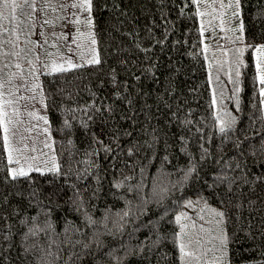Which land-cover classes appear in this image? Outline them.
<instances>
[{"label": "trees", "instance_id": "obj_1", "mask_svg": "<svg viewBox=\"0 0 264 264\" xmlns=\"http://www.w3.org/2000/svg\"><path fill=\"white\" fill-rule=\"evenodd\" d=\"M198 10L190 0H93L91 15L101 63L40 76L58 163L67 175L33 171L12 180L0 128V264H183L175 216L181 211L187 216L200 212L207 215V223L213 219L207 208L227 213L231 264L264 261V104L253 50L248 48L243 56L246 67L240 69L239 93H233L229 79L230 72L235 77L228 63L231 57L223 63L225 73L217 77L227 88L221 98L210 78L220 64L209 51V26L203 24L201 32ZM238 20L244 24V45L264 43V0H241ZM7 58L0 55V66ZM235 95L240 111L229 98ZM217 110L221 116L230 112L237 117L231 139L222 140L214 127ZM65 121L71 128H65ZM153 137L156 143L150 149L145 142L151 143ZM201 144L209 150L204 160ZM105 148L112 151L106 153ZM165 155L167 162L162 159ZM190 157L198 164V174L184 180ZM143 166V195L149 203L141 213L135 191L127 189L141 181ZM222 175L235 178L231 191L218 181ZM157 178L169 187L182 181L162 204L151 199ZM117 181H123L124 187L116 188ZM34 189L42 202L39 206L30 198ZM75 190L85 202L81 211L71 203ZM187 201H193L194 207H185ZM129 208L123 231L110 220L111 233L102 224L85 226V211L103 221ZM49 209L52 231L25 239L30 228L43 224V212ZM96 228L102 233L103 247L92 242ZM66 229H79L69 233L73 240L92 247L62 243ZM37 243L39 248H34Z\"/></svg>", "mask_w": 264, "mask_h": 264}, {"label": "snow or ice", "instance_id": "obj_2", "mask_svg": "<svg viewBox=\"0 0 264 264\" xmlns=\"http://www.w3.org/2000/svg\"><path fill=\"white\" fill-rule=\"evenodd\" d=\"M193 5L200 6L204 0H190ZM52 0H43V3L40 7L37 6L36 0H0V22L2 21H13L15 20L16 28L14 29H4L5 32L9 33V38L4 40L3 43L10 46V51L0 53V55L6 57L16 58L15 60H10L9 63L4 64L2 68H0V128L3 130V142L4 147L7 150V162L9 165L15 164L18 167L9 168V176L12 180H17L20 177H28L31 172L35 171L40 173L41 175L47 173H51L53 176H61L67 175V172H62L61 165L57 162L55 155L51 156L50 159L42 160L43 167L40 164H33L29 161H36L39 160L40 157L33 154L31 156H24V163L27 164V169L25 168L24 164L21 163V156L27 151H29V144L26 141H32L33 146L31 147V152L36 153L37 149L35 145V139L39 135H44L45 140L43 141V148H47L54 152L52 148V144L54 141L49 142L51 137V132L48 126H45L38 130L37 124H31V121H23L20 119V108L16 107L23 101L25 104H33L40 103L42 108H47V97L43 95L44 89L43 84L40 82L41 75L52 76L54 74H63L67 73L71 70L82 68L86 64L87 65H98L101 63L99 59L98 53H96L95 48L91 49L93 55L90 59L85 60L83 53H76L73 51L72 47L67 43L69 41V34L61 33L60 36L57 37L58 40L63 39L66 42L65 47L67 49V53L65 54L60 50L56 43L50 45L57 49L56 52H48L44 45H48L49 41L47 38L46 33L42 30L39 35L43 43L40 40H29L27 39L28 35H35V29L37 27L36 20L42 19L43 22L39 25L41 29L44 28L45 25H53L54 21L41 17H37V12H42L46 15L47 11L51 9ZM213 3L216 4L217 0H213ZM27 7L29 11L25 12L24 9ZM218 7L220 9H231L232 10V17L236 19H240V9H241V0H228L225 3V0H218ZM60 8L62 9H76L77 12L81 11L85 13L84 19L81 20L77 16V12H71L72 19H69L67 16L59 17V19L65 21V27L68 25H74L76 30V37L71 40V44L76 45V49L83 48V44L79 41L84 36V32L81 31V27H85L89 29L88 37L90 40L91 45H96L97 41L95 39L94 34L92 33L91 29L93 28V18H92V11H93V0H72L70 5L61 4ZM17 9L27 17L28 24H27V32L25 33V40L24 44H31L33 45L32 48H19L17 50V42L20 40L19 35H15L12 38L13 34L20 28V25L24 22L18 20L16 16ZM5 10H8V15H5ZM55 11V9H51ZM215 11V9H214ZM201 17L205 15H211V13L200 12L198 13ZM226 12H216V15L213 19L218 20V24L216 25L222 31H224V25L226 23L224 16ZM213 26L212 20H209V27ZM2 27V24H0ZM228 31H232L233 33L239 32L240 35H236L235 38L232 40V43H239L244 45V37L242 35L244 30L243 21L240 20V23L237 28L227 29ZM204 26L201 25V32L203 33ZM3 36V32H0V37ZM43 48L44 49V56L46 59L43 62H40V68L38 69L36 66V62L40 61V54L35 53V48ZM251 48L256 56H255V69L257 72V79L260 85L258 91L259 95L262 98L260 100L261 104H264V44L260 45H244L242 47H237L234 49H225L223 54L225 56L231 52V59L229 60L230 68L234 69L235 72V79H232L231 72L229 73V79L231 80L232 84L234 85L232 91L233 93H239L241 91L239 84L240 80L239 77L241 75L240 69L242 67H246L243 56L245 51ZM32 55L34 59H29L28 57ZM78 55V59H74L75 56ZM25 61L28 64V68L26 69L22 63L19 61ZM14 67L17 71L16 72H8L5 73L4 69L9 67ZM211 68V65H209ZM220 68H223V65H220ZM27 72L28 75L34 78V82L29 83L28 80L25 78V73ZM5 76L7 78H5ZM16 80H19L20 83H15ZM219 80V77H217ZM8 88L9 95H11L12 99H4L5 96V88ZM15 89V91H12ZM39 90V92L37 91ZM19 94V95H17ZM221 98H223V90H221ZM39 96V98H38ZM235 101V108L237 111H240V100L238 95L229 97ZM213 104H216L215 96L212 101ZM6 107H11V115L6 110ZM27 115L35 121H43L44 125H49V121L47 116L39 115L37 111H27ZM15 117L16 119H13ZM215 121L217 124L214 127H218V132L222 137V140L231 139L232 136L230 134H235L236 132V125L238 123L237 117L230 112H224L223 116L220 115L219 110H217L215 117ZM21 124H31V127L25 126L22 130H20ZM65 128H71V125L65 121ZM37 132V137H33L32 133ZM130 135V134H129ZM70 143V142H69ZM156 143V138L153 137V141L151 143L145 142V146L148 148H154ZM240 141L237 138L236 146L239 147ZM201 147V160H204L209 155V150L204 148L203 144L200 145ZM137 151H139L138 146L133 145ZM133 148L128 150V155H133ZM112 151L111 148H105V152ZM41 155L47 157V153L40 149ZM163 162L168 161V156L165 155L163 158ZM191 162V157L189 158ZM50 164V166H49ZM239 165H237L238 167ZM146 166L140 168V172L142 175V179L139 183L135 184L134 186L130 185L127 189L129 192L135 191L137 198L139 199V204L136 205L137 211L143 212V208L145 205L149 203L148 200L144 198L143 189L145 187L143 181V174L145 173ZM70 171V169H68ZM198 174V164L195 162L190 163V167L184 172V180L189 179L193 174ZM79 178V177H78ZM126 180L132 179L130 176L125 177ZM218 181L222 184L228 185V190L231 191V185L235 182V178H230L226 175L218 176ZM257 179H261L257 177ZM171 183V182H169ZM177 183H182V181H178L176 183H171V187H169L168 183H164L159 178L153 181L151 186V199L156 204H162L164 199L169 195L172 189L176 188ZM116 188L124 187L123 181H117L115 184ZM75 189V186L73 185ZM95 195V193H93ZM30 198H34L37 200V205L39 206L42 202L38 198V193L34 189L30 192ZM72 205L74 206L76 211H81L84 207V200L82 199V193L79 190H75L74 198L71 201ZM197 204L200 201L196 202ZM205 206L207 207V202L204 201ZM222 204H225V201H221ZM227 203H231L229 199ZM128 204L131 205L132 201H128ZM185 207H194L193 201H187L184 205ZM204 209H201L203 211ZM207 210L211 213L213 219L208 220L207 223L209 225H214V227H205L204 224H200L199 228L197 229V225L195 221L192 220V217L187 216V214L181 211L178 215L175 216V222L180 225V230L178 233H175V239L178 241V251H179V259L183 262V264H231L230 256H229V243L230 237L226 230V223H227V213L224 210H219L216 208H207ZM50 209L48 211H44L43 214L45 215L46 219L43 224L39 227H33L29 229L28 234H26L25 239L28 236H36L38 233L43 232L46 236L49 232L52 231L51 223L47 219L49 215ZM131 212V208L123 212H117L113 216H105L103 221H97L92 218V216L88 212H84V217L86 224L85 226L90 225H100L102 224L103 228L111 233V229L109 228V220L111 221L112 225L119 231H123L125 225L129 223L126 220V217H129ZM35 219V218H33ZM188 220L192 221L191 225L183 223L182 221ZM199 220L204 221L205 217L203 215L199 216ZM189 227L195 230V234L192 235L189 232ZM71 231H79V229H66L65 231V239L62 243L68 244L71 247H75L77 244H80L82 248L88 249L92 247V243L89 242H81L79 240H73L72 236L69 234ZM216 232V235H213V232ZM203 234V235H202ZM102 233L100 232L99 228L92 233V242L96 243L98 247H103V242L100 240ZM214 241H218V246L214 243ZM159 243V238L156 241H153V246ZM34 248H39L38 243L33 244ZM209 254L211 257L209 258ZM261 255H264V252H261ZM42 264H48L47 261H42ZM264 264V261L261 262Z\"/></svg>", "mask_w": 264, "mask_h": 264}, {"label": "rangeland", "instance_id": "obj_3", "mask_svg": "<svg viewBox=\"0 0 264 264\" xmlns=\"http://www.w3.org/2000/svg\"><path fill=\"white\" fill-rule=\"evenodd\" d=\"M36 2H37V6L40 7L43 3V0H36ZM71 2H72V0H52L51 9H55V11L49 9L47 11L46 15L43 14L42 12H37L36 13L37 17L43 16V18L54 21V24L51 26L45 25L44 28L41 29L39 27V25L43 22V20L37 19L36 20L37 27L35 29L36 34L35 35H28L27 39H29V40H40L41 43H43V41L41 40V37L39 35V33L43 30L46 33L48 41H49L48 45H44V48H46L48 52L54 53L57 51L56 48L50 46L53 43H56L62 52H64L65 54H68L67 49L65 47L66 42L63 41V39L58 40L57 37L60 36L61 33H65V34L70 33L69 41L67 43L72 47L74 52L83 53L84 59L87 60V59H90L91 56L93 55V53L91 52V49L93 47L95 48L96 53H97L96 45L93 46L90 44V40L88 37L89 29H87L85 27H81V31L84 32V36L81 38V40L79 42L83 44V48L76 49V45L71 44V40L73 38H75L77 35L76 30H75V26L74 25H68L67 27H65L64 26L65 21L59 19V17H63V16H67L69 19H72L71 12H77L76 9H62V8H60L61 4L70 5ZM227 2H228V0H225V3H227ZM214 9H215V11H214ZM24 11L27 12V11H29V9H27V7H25ZM198 11H199V13L200 12L211 13V15H205V16L201 17V21H202V24H204L205 26H209V20H212L213 26L209 27L210 37L212 38V41L209 44L210 45L209 51H210V54H212V57L214 58L215 63L223 65V63H225V61L231 57V52H229L228 55L225 56L223 54L224 50L225 49H234L236 47L241 46V44H239V43H232V40L235 38V36L240 35L241 33H239L238 31L233 33L232 31L227 30V29H231V28H237L239 25L238 24L239 20L232 17V10L231 9H220L218 7V0H217L216 4L213 3V0H204V2L199 6ZM216 12H226L227 13L224 16V19L226 21V23L224 25V29H225L224 31H222L219 27L216 26L218 24V20L213 19V17L216 15ZM5 15H8V10H5ZM85 15L86 14L83 13L82 10L77 12V16L81 20L84 19ZM16 16H17L18 20H21L24 22L23 27L21 29V33L18 34L16 31L12 36V38H14L15 35L20 36V40L17 42V50H19V48H32L33 45L24 44L25 33L27 32L28 19L26 16H24L20 12L19 9H17V11H16ZM16 23L17 22L15 20H13L11 22H9L7 20L0 22V24H2V27H0V32H3V36L0 37V53H1V51H3L2 53L10 51V46L3 43L4 40H7L9 38V33L5 32L4 29H14V28H16L15 27ZM91 31L95 36L94 23H93V28L91 29ZM260 44H264V43H260ZM260 44H258V45H260ZM35 53L40 54V61L36 62V66L39 69L40 68V62H43L46 59V57L44 56V49L37 47V48H35ZM253 55H254V59H255L256 54L254 51H253ZM2 56L3 55H1V57ZM28 58L34 59V56L30 55ZM74 59H78V55L75 56ZM10 60H12V58L8 57L6 59V64L9 63ZM19 62L22 63L26 69L29 67L25 61H19ZM2 67L3 66H0V68H2ZM16 71L17 70L14 67L11 71H9L7 68L4 69V72H7V73L8 72H16ZM223 71H224V69L220 68V67H218V69H216L215 71L211 70L210 78H211V83L213 86V91L217 90V89L221 91V90H224L227 88L226 86H224V82L220 83L219 80H217V76H220L223 73H225ZM5 78H7V77H5ZM25 78L28 80L29 83L34 82V78L31 77L30 75H28L27 72L25 73ZM234 78L235 77L232 75V79H234ZM15 83H20V81L16 80ZM230 83L232 84V82H230ZM232 86L234 87L233 84H232ZM4 91H5L4 99H12L13 98L11 95H9L7 86H6ZM12 91H15V89H12ZM37 91L39 92V90H37ZM17 95H19V94H17ZM38 98H39V96H38ZM16 107L20 108V119L21 120L26 121V122L31 121V124H37L38 130L45 127V126H48L49 130L51 132V137L49 139V142L54 141L50 122H49V125H44L43 121L32 120V118L27 115V111H37L39 115H44V116H47V118H48L47 109L42 108L40 103L34 102L33 104H25L23 101H20V103L18 105H16ZM6 110L11 115V111H12L11 107H6ZM13 119H16V118L13 117ZM48 121H49V119H48ZM31 124H21L20 130H22L25 126L31 127ZM32 136L37 137V132H33ZM44 140H45V136L42 134L39 135L35 139V145L34 146L37 149L36 153H32L30 150L31 147L33 146L32 141H30V140L26 141L29 144V151L25 152L23 154V156H21V163L24 164L26 169H27V164L24 163V158H23L24 156H31L33 154L39 156L40 157L39 160L29 161V162L33 163L34 165L40 164L41 167L44 166L41 162L42 160L50 159V157L53 155H55V157L57 159V154L55 151L54 143L52 144V148L54 149V152H53L47 148H43V141ZM40 149H43V151L48 154L47 157L41 155ZM57 162H58V159H57ZM49 166H50V164H49ZM13 167H18V166L15 164H12V165H10L9 168H13ZM200 215H202L200 212L190 215V217H192V220L195 221V223L197 225V229L199 228L200 224H204L205 227H212L211 225H207L206 220H204V221L199 220ZM203 216L206 218L207 215H203ZM184 223L189 224V226H190L192 221L184 220ZM189 232L192 235L195 234V230H193L191 227H189Z\"/></svg>", "mask_w": 264, "mask_h": 264}]
</instances>
